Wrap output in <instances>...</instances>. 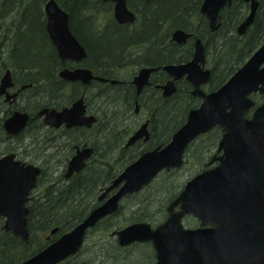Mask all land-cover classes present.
I'll return each mask as SVG.
<instances>
[{
    "label": "water",
    "instance_id": "obj_1",
    "mask_svg": "<svg viewBox=\"0 0 264 264\" xmlns=\"http://www.w3.org/2000/svg\"><path fill=\"white\" fill-rule=\"evenodd\" d=\"M111 1L114 16L120 23L135 21L136 14L127 0ZM233 1H203L201 11L212 31L221 27V10ZM244 1L250 3V12L237 28L240 35L252 26L259 7V0ZM46 11L48 29L60 58L76 62L86 59L85 46L70 28L69 13L57 0H48ZM191 35L184 29H176L172 39L184 44ZM158 69L143 67L140 70L134 78L139 91ZM163 69L173 77L161 85L165 96L176 91V80L186 77L194 85L193 94L202 98L201 103L189 110L185 123L167 144L142 152L127 165L102 191L99 200L103 202L80 223L44 249L15 264H58L76 255L85 243L88 230L116 212L125 196L141 191L161 172L180 168L190 144L217 126L222 130L217 151L207 167L189 179L170 202L166 219L157 225L149 221L133 222L112 233L121 246L151 242L156 264H264V102L256 105L251 97L257 92L264 94V42L224 84L210 92L201 87L211 78L201 38L195 41L192 59L166 64ZM61 75L84 84L94 79L108 80L96 76L88 67L64 70ZM12 85V72L8 69L1 79L0 92ZM37 115L57 127L63 123L68 127H92L97 120L95 114H87L84 97L61 110L45 107ZM29 118L25 111L16 110L5 121V126L9 132L18 133L26 127ZM149 138L147 120L131 135L127 146ZM92 156L93 150L88 146L78 150L69 163L66 177L81 172ZM41 172L39 165L18 159L15 152L0 157V217L5 219L4 229L26 243L30 241L28 202ZM188 215L197 218L199 225L185 226L184 218ZM58 229H52L51 233Z\"/></svg>",
    "mask_w": 264,
    "mask_h": 264
},
{
    "label": "trees",
    "instance_id": "obj_2",
    "mask_svg": "<svg viewBox=\"0 0 264 264\" xmlns=\"http://www.w3.org/2000/svg\"><path fill=\"white\" fill-rule=\"evenodd\" d=\"M47 1L0 0V32L15 23L19 26L17 32L12 33L11 36L10 34L0 36V76L8 67L22 69L21 73H18L14 68L16 80L22 84L32 83V86L27 89L31 92L28 99L31 100L36 96L32 103L34 106H29L27 103L23 106L25 110L36 111L42 106L59 107L69 103L79 90V87L74 85L73 94L66 100L60 101L56 98V91L61 85L51 77L55 76L58 67L65 65V62L59 58L55 45L51 41L49 43L53 52L50 56L33 54V40L39 34V26L36 27L35 23L37 19L45 17L43 7ZM57 1L68 11L70 27L87 49L88 55L84 64L98 70L106 77L115 76L123 57H127L134 66H157L187 61L193 56L194 40L200 37L206 45L207 65L212 69L211 80L207 85V90L211 91L224 84L264 42V0H259L254 23L244 35L237 33L238 25L244 21L250 10V4L244 0H234L230 6L222 9L223 24L215 32L210 30L208 20L201 12L203 0H127L129 7L138 16L134 24H118L116 21L115 23L111 9L113 4L110 1ZM105 8L111 9L105 13L108 14L107 18L112 26L103 28L96 23V20L97 18L105 19L101 17ZM86 9H92V12L87 18L82 19V12ZM40 20L45 29L46 19ZM163 23H169L171 27L167 31H162L160 27ZM176 28L193 33L187 44L181 45L172 41V32ZM17 50L27 51V54L15 55ZM166 79L167 73L163 71L158 77H154V83L164 82ZM102 86L110 88V93L114 94L116 101L112 102L110 98L106 100L107 102L97 99L99 105L95 114H105L117 108L116 104H120L131 109L134 115L135 101L139 100L143 102V107L149 108L150 111L148 114L150 141L140 140L126 147V138L134 130L132 124L124 123L126 117L111 119L109 124L102 125V130H100V123L104 119L98 118L97 123L89 129V142H98V138L103 135L102 151L94 154L89 165L72 178L63 177L62 181H57V178H53V172L59 165L50 162L47 165L50 173L45 172L40 177L38 188L42 186V192L38 199L29 202L30 241L26 243L21 237L6 231L4 218L0 217V264H15L23 261L44 249L53 239L72 229L98 204L97 194L104 185L108 184L143 151L167 143L173 133L185 122L188 111L200 103V99L190 93L191 86L186 80L179 83L178 91L170 97H164L162 92L153 86L145 89L142 96H137L135 93V97L122 98V102L117 99L121 98V93L127 89L108 83L100 84L98 87ZM147 98L149 101H144ZM93 106L94 103L90 102L91 109ZM31 127L28 126L25 130L26 138ZM82 133V128L73 129L71 135H68L70 141L75 144L86 141ZM221 135L219 127L201 135L190 145L185 158L191 154L196 158L198 169L204 168L211 157L213 148L217 147ZM197 140L201 142L194 149L193 146ZM107 168H109L108 173ZM62 171L61 175L65 173V169ZM139 193L126 197L132 200L129 212L127 210L126 214H122L124 206L120 205L118 211L104 218L95 228L100 229L101 233H106L137 221L158 223L167 217V206L179 192L168 194L164 199L157 200L159 205H163L162 207L157 202H151L154 198L144 199L139 196ZM117 217H122L121 221L119 220L117 224H108L112 218ZM56 227L59 228L58 231L48 239L47 235ZM108 247L107 253L113 251L116 257L117 253L124 255L122 264H156L155 250L150 242L134 243L124 247L119 245L117 239H113ZM88 252L85 244L77 255L60 264H70L72 260L77 264L104 263L103 260L87 258ZM76 263L73 262V264ZM111 264H119V262L116 259Z\"/></svg>",
    "mask_w": 264,
    "mask_h": 264
},
{
    "label": "flooded vegetation",
    "instance_id": "obj_3",
    "mask_svg": "<svg viewBox=\"0 0 264 264\" xmlns=\"http://www.w3.org/2000/svg\"><path fill=\"white\" fill-rule=\"evenodd\" d=\"M111 2V1H110ZM113 4V8H112V12H113V17L115 18L114 16V2H112ZM135 12V11H134ZM136 14V17L137 16V13L135 12ZM138 20V19H137ZM193 36V35H192ZM191 36V37H192ZM190 37V38H191ZM189 38V39H190ZM188 39V41H189ZM187 41V43H188ZM195 41L196 39L194 40V46H195ZM203 41V40H202ZM176 42V41H174ZM178 43V42H176ZM187 43H184V44H181V45H185ZM204 43V42H203ZM180 44V43H178ZM205 45V43H204ZM205 48H206V45H205ZM194 53V52H193ZM60 58V56H59ZM87 58V57H86ZM62 61L65 62V65L69 68H72V69H75L77 67H88L84 64V61H80V62H76L74 60H63L62 58H60ZM183 62V61H182ZM172 63H179V62H172ZM166 64H170V63H165L163 65H157L155 67H159L158 70L154 71L151 73L150 75V78H149V82L147 84H145L143 86V88L141 89V91L138 90V87L135 83H132V86L134 87V89L136 90V94L137 96H142L143 95V92L145 91V89L147 88H151L154 86V88L160 90L162 92V95L164 97H170L172 96L174 93H176L179 89V83L186 80L189 82L191 88H190V93L198 98V99H202L201 97L199 96H196L193 94V89H194V85L186 78V77H182L181 79L179 80H176L175 81V84H176V91L172 94V95H168V96H165L164 95V89L163 87H161V85H164L166 84L169 80L173 79V77L169 74L168 71L164 70L163 69V66L166 65ZM133 69L134 67L132 65H130ZM136 67H139V70H141L143 67H153V66H148V65H141V66H136ZM206 67H207V58H206ZM90 68V67H88ZM8 69H11V68H6L5 69V73ZM92 69V68H90ZM93 73L95 74V70L92 69ZM165 72L167 73V79L164 81V82H156L154 83V77H158L159 76V73L161 72ZM11 72H12V80H13V85L10 86L5 92L1 93L0 92V106L3 105L6 109L3 110V113H4V116H5V119L9 118L12 116V114L16 111V110H19L20 109V106H18L17 104L19 103L20 99H21V96H22V92L25 90V88H22L23 84L22 83H19L17 80H16V75L14 73V71L11 69ZM139 73V72H138ZM137 73V74H138ZM4 75V74H3ZM96 75V74H95ZM211 76H212V69H211ZM3 76H0V81L2 79ZM211 80V78H210ZM99 81L97 79H94L92 80L91 82L89 83H86L84 84L81 80H74V81H71L72 84L76 85L79 87V90L77 91V93L73 96V99L69 101V104L66 105H61L59 107H56V106H53V107H56L57 109H62L66 106H71L76 100L84 97V102L86 104V110H87V114H95L94 112H92V109L90 107V102H92L94 100V94H95V89L97 87V83ZM210 82V81H209ZM209 82L207 84H204L202 85V89L203 90H207V85L209 84ZM1 84V82H0ZM255 94H252V97L254 99H258V96H254ZM92 100V101H90ZM148 100L149 101V98L147 99H144V101ZM263 102L262 100H257V104L258 103H261ZM135 104H136V107L137 105L138 106H143V102H140L139 100H136L135 101ZM47 107H52V106H47ZM136 109V108H135ZM135 114H139V109L137 110L136 109V112ZM96 115V114H95ZM251 116V111L248 113V116ZM4 119V125H5V120ZM147 119L149 120V117H147ZM147 119L145 121H147ZM36 121L39 122V124H43L45 129H49V132L46 133V136H48V139H45L43 140L44 141V146H41L39 148H37L39 151H37V156L40 157L41 160L40 162H37V164L42 168V172L41 174L39 175L38 177V181L40 179V177L45 173L47 172L48 174L50 173V170L48 169L47 165L50 163V162H55L56 165L58 164L59 166H62L61 168V171L59 172L58 175H56L57 177V181H62L63 177L66 178V179H70L72 178L75 174L77 173H74L71 177H66V172L68 170V166H69V163L72 159V157L78 152V150H82L85 146L88 145L89 143V139H90V130L96 123H97V120L96 122L93 124L92 127H88V126H73V127H68L66 123H63L61 126L57 127V126H51L49 124H47L44 120V117L40 116L38 119H34ZM144 121V122H145ZM142 124V123H141ZM149 124H150V120H149ZM38 125V124H37ZM33 126H36V125H32ZM31 127V128H32ZM26 128H28V126H26L22 131L18 132V133H11L9 132L8 130H6L4 136L2 137V139H0V144L3 142L5 144V146L2 148L3 151H5L7 153H10V152H15L17 154V158L19 159V156L21 157L22 155H24L26 151H24V138H26V136H24V133H25V130ZM80 129L82 128L83 129V135H84V138L86 139V141H82L81 143L79 144H75V143H72V146L69 147L64 141H62L64 138L66 139H69V134L71 135L73 129ZM72 130V131H71ZM71 131V133H70ZM61 139V140H60ZM140 141V140H138ZM137 141V142H138ZM150 141V138L149 140ZM148 141H145V142H148ZM135 142V143H137ZM144 142V141H143ZM134 143V144H135ZM133 144V145H134ZM127 147V144L125 145ZM50 149H52V152H48ZM148 150V149H147ZM23 151V152H22ZM146 151V150H145ZM144 152V151H143ZM94 156V154H93ZM92 156V157H93ZM91 157V158H92ZM89 158L87 160L88 164L86 165V167L89 165V163L92 161V159ZM22 160V159H20ZM23 161V160H22ZM30 163V162H29ZM33 163V162H32ZM35 164V163H34ZM36 164V165H37ZM64 165L66 167H64ZM58 166V167H59ZM57 167V168H58ZM85 167V168H86ZM56 168V169H57ZM65 169V173L63 175H61L63 173L62 170ZM84 168V169H85ZM83 169V170H84ZM82 170V171H83ZM80 173V172H79ZM116 177V176H115ZM55 179V178H54ZM114 179V178H113ZM111 179L110 180V183L111 181L113 180ZM105 186V185H104ZM104 186L101 188L100 192H102L105 188ZM37 187H38V183H37ZM40 188V187H39ZM36 189V188H35ZM35 189L32 191L31 193V199L30 201H33L35 199H38L40 194L38 196H35L34 193H35ZM43 189V187L41 186V190ZM112 194V193H110ZM101 195V193H99L98 197H97V200L98 202L100 201L99 200V196Z\"/></svg>",
    "mask_w": 264,
    "mask_h": 264
},
{
    "label": "bare ground",
    "instance_id": "obj_4",
    "mask_svg": "<svg viewBox=\"0 0 264 264\" xmlns=\"http://www.w3.org/2000/svg\"><path fill=\"white\" fill-rule=\"evenodd\" d=\"M46 3L43 7V12L45 14V17L44 16H43V18L39 17L42 20L46 19L45 27H44L45 29H43V24H42V21L40 19L39 20L37 19L36 23H35L36 27L39 26L38 27L39 34L36 35V37L33 40V44H34L33 54L34 55L39 54L40 56H50L53 52V48L51 47L49 41H51V43H53V45H55L53 42L52 36L50 34V31L48 29V16H47V11H46ZM91 8L93 9V7H91ZM92 9L83 10V12H82L83 15L81 18L82 19L87 18V16H89L91 14ZM111 9L105 8V10L103 11L104 12L103 14H105V16H108L107 13H105V12L109 11ZM103 14H101V17H105ZM141 18H143V17H141ZM114 19H115L114 22L116 21L118 24H121L116 18H114ZM137 19H138V17H136L134 22L129 23V24L136 23ZM86 21H87V19H86ZM141 21H143V19H141ZM96 23H98L103 28H104V26L105 27H107V26L111 27L112 26V23L109 22L108 18H105V19H98L97 18ZM18 27L19 26L16 23L10 27L7 26L4 31L0 32V36H5V35H9V34H10L9 36H11L12 33L17 32ZM169 27H171V24L163 23L160 28L162 31H167V29ZM176 29H181V28H176ZM176 29H174V30H176ZM174 30H173V32H174ZM173 32H172V34H173ZM24 53L27 54V51H23V50L15 51V55H19V56H22V54H24ZM56 53L58 54L57 48H56ZM87 55H88V53H87ZM58 56H59V54H58ZM120 62H121L120 65H118V68L120 67L119 71L115 74V76H112V77L103 76V74L101 72H99L98 70H95V74L98 77L108 79L107 81H102L100 79H97L99 81L97 83V87L100 84H107L108 83V84H112V85H119V86H122L123 88L127 89L121 93L120 96H122V97L117 99V101L122 102L123 101L122 98H127L129 96H130V98L135 97L136 90L132 87V83H134V78L137 75V73L140 72V70H139V67L132 65V63H130L127 60V57H123ZM24 64L25 63H23V66L26 67V64L25 65ZM126 65H132L134 67L133 71L130 74H126V75L120 74L123 67ZM153 67H155V66H153ZM14 68L17 70L18 73H21L22 69L20 67H14ZM14 68L12 70H14ZM77 68H79V67H77ZM70 69H72V68H69L66 65H62V66L58 67V69L55 73V76L52 75L53 77H51L54 79V81H56L57 83H60V85H61V87L58 88L56 91V98L60 101H64V100H66V98L71 96L73 94L72 90H73V88H75L74 84L71 83V80L65 79L61 75L62 71L70 70ZM111 80H114L115 83H112ZM23 85H27L25 90L22 92L24 100H25V101H23V104H24L23 106H25L27 103H29V106H34L32 103H34V99L36 96H34L31 100L28 99V96L31 95L30 94L31 92L27 90L30 86H32V83L23 84ZM97 87H96L95 94H94V97H95L94 100L93 101L90 100V101H92V103H94V106H95V104L99 105L97 99H102V100L106 101L110 98L112 100V102L116 101L114 99L115 97L113 96L114 94L110 93V88L108 86H102L100 88L99 87L97 88ZM64 104L68 105L69 103H64ZM100 104H101V101H100ZM17 105L20 106L19 110L25 111V113H27L30 116L26 126L36 125V126H33L29 130L30 133H28V136H27L28 143L33 145V147H36V148L44 146L43 140L48 139V136H46V133L49 132V129H47V128L45 129L43 124H39V122L34 120V119H38L40 116H38L37 113L47 106H42V107L38 108V110H36V111L35 110L31 111V110L23 109V106H21L22 103L20 101ZM116 106H117V108L111 109V110L107 111V113H105V114H99L96 116L97 121H98V118L104 119V121H101V123H100V125H101L100 130H102V127H103L102 125L109 124V121L111 119L117 118V117L119 118L121 116L126 117V116H129L132 114L131 109H129L127 106L122 105L123 106L122 107L120 104H116ZM5 109L6 108L3 105L0 106V138L3 137L6 130H8L6 128V126L4 125L5 116H4L3 110H5ZM147 111L149 114L150 113L149 108L147 109ZM150 134H151V132H150ZM62 141H64L69 147L72 146V142L70 141V139L64 138ZM102 141H103V135L98 138V142H96V141H94L93 143L89 142L87 146L93 150V154H96V153L102 151V147H101V145L103 143ZM51 163H55V162H51Z\"/></svg>",
    "mask_w": 264,
    "mask_h": 264
},
{
    "label": "rangeland",
    "instance_id": "obj_5",
    "mask_svg": "<svg viewBox=\"0 0 264 264\" xmlns=\"http://www.w3.org/2000/svg\"><path fill=\"white\" fill-rule=\"evenodd\" d=\"M103 15L105 16V14H103ZM105 18H107V16H105ZM132 71H133V68L128 65L127 67L126 66L123 67L120 74L126 75V74H130ZM3 74H5V72H2L1 76H3ZM258 95H260L258 97V99L264 101V98H263L264 95L256 93L254 96H258ZM23 101H25V100H24V97L22 94L21 99H20V102L22 103L21 106L24 105ZM96 109H98V105H95V107L94 106L92 107V112L95 113ZM147 117H148L147 109L143 106H140L139 107V114H134V115L131 114L129 116H126V118L124 119V123L132 124V127L134 129L133 131H135L141 125V123H143L147 119ZM0 139H2V137ZM204 139H206V138H204ZM141 141H143V140H141ZM200 142H201V140H199V141L197 140L195 142V145L193 146V148L195 149ZM4 146H5V144L2 142L0 144V157L6 153L5 151L2 150V148ZM23 147H24L23 148L24 151H26V152H24L25 154L22 155L21 157L19 156V159H22L25 162H30V163L33 162L35 164H37V162L41 161V160H39L41 158L37 156V151H39V150L36 147H33V145L29 144L27 138H24V146ZM216 148H217L216 146H215V148H213L211 155H213L216 152ZM196 150H200V149H196ZM48 152H52V149H50ZM61 168H62V166H59L56 169V171L53 172V178L57 177L56 175L59 174V172L61 171ZM108 170H109V168H107V173H108ZM200 170L201 169H198L196 158L190 154L189 157H186V161L181 168L174 169L171 171H167V170L163 171L159 176H157L155 178V180L150 184V186H147L146 188H144L143 190L140 191L139 196L141 198H144V199H153L154 198L153 200H151V202H157L158 203L157 200H160L161 198L164 199V197H166L168 194L171 195V193L176 192V194H177L178 192H180L181 189L183 188L182 186H184L186 184V182L191 177H193L195 174H197ZM114 191L115 190H113L112 192H114ZM41 192H42L41 187L40 188L37 187L35 189L34 195L38 196L39 194H41ZM98 194H97V196H98ZM29 202H28V204H29ZM101 202H103V201H101ZM131 202H132V200L127 199V198L121 202V206L122 205L124 206L122 214H126L127 210L129 212L130 207L132 206ZM98 205H99V202H98V204H96V206H98ZM149 205H150V202H149ZM158 205H159V203H158ZM162 206L163 205H161V207ZM95 207H93L92 209H94ZM121 218L122 217H117L115 219L112 218L108 222V224H110V223H116L117 224L119 220L121 221ZM81 221H79L78 223H80ZM162 221L163 220H160V221H158V223H160ZM184 222H185L186 226H188V227H195L198 225V221L193 216H188L187 218H185ZM128 224H130V223H128ZM128 224H126V225H128ZM155 224H157V223H155ZM126 225H123L120 228H123ZM95 227L88 230V232L92 231L91 233L88 234V232H87L86 248H88L89 252H88V256H86V257L91 258V259L95 258V259H97V261L103 260V262H104L103 264H111L113 261H116V259H117L119 264H122V261H124V259H123L124 255L117 253V257H116L113 254V251H110L109 253H107V250L109 248L108 245L111 244L113 239L114 240L116 239V236L113 235L112 232L114 230L120 229V228H114V229L110 230L109 232L101 233L100 229H96ZM53 234H55V233H49V235H47L48 239H50L51 235H53ZM52 241H54V239ZM74 256H72V257H74ZM73 262L76 263L74 260H72L70 264H73Z\"/></svg>",
    "mask_w": 264,
    "mask_h": 264
}]
</instances>
